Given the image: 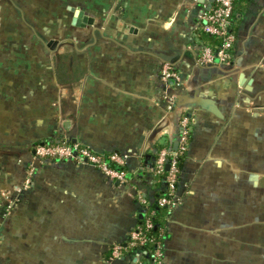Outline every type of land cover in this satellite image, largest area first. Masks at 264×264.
<instances>
[{
	"label": "crops",
	"instance_id": "1",
	"mask_svg": "<svg viewBox=\"0 0 264 264\" xmlns=\"http://www.w3.org/2000/svg\"><path fill=\"white\" fill-rule=\"evenodd\" d=\"M213 5L0 0V264H131L110 247L145 216L146 159L175 142L182 116L163 264H264V0H235L230 60L201 64ZM163 63L176 79L161 78ZM64 137L121 156L128 184L34 160L36 144Z\"/></svg>",
	"mask_w": 264,
	"mask_h": 264
},
{
	"label": "built area",
	"instance_id": "2",
	"mask_svg": "<svg viewBox=\"0 0 264 264\" xmlns=\"http://www.w3.org/2000/svg\"><path fill=\"white\" fill-rule=\"evenodd\" d=\"M234 0H214V5L209 12L201 16V25L199 26L208 36H216L219 40L215 49L203 47L198 55V62L201 64H210L214 61L227 63L231 58V50L234 44V34L231 30V18L233 14ZM160 76L165 82L176 79V73L172 66L163 63L160 66ZM189 139V127L187 117H180L178 120V136L175 142H165L156 153L154 165L149 169L151 174H163L165 179L166 197H160L158 202L167 208L169 213L173 208L180 204V198L177 196V184L180 174L178 167L179 158L184 156ZM176 143V148L174 144ZM156 148H151L149 152H155ZM34 160H58L67 161L76 165H89L98 169L109 179L117 180L121 184H128L125 170H115L109 168L105 163V155L93 152L87 146L78 142H70L68 137L61 140L42 142L34 146ZM107 157L118 164L124 165V160L117 154H109ZM32 170L28 171V178L25 180L29 184V177ZM137 201L144 208L148 204L143 196H138ZM152 224L149 220L145 221V228L149 229ZM146 241L143 230L137 223L130 231L126 243L129 245L143 244ZM110 258L121 260L129 258L131 264H142L138 253L130 254L121 243L111 245L109 250ZM149 264H163V251L157 246L153 251V259Z\"/></svg>",
	"mask_w": 264,
	"mask_h": 264
},
{
	"label": "trees",
	"instance_id": "3",
	"mask_svg": "<svg viewBox=\"0 0 264 264\" xmlns=\"http://www.w3.org/2000/svg\"><path fill=\"white\" fill-rule=\"evenodd\" d=\"M235 5V0H234ZM234 8V6H233ZM201 29V28H200ZM201 33L205 36L207 44L213 46V49L216 48L219 40L216 36H208L201 29ZM165 147V144H162L156 147L155 152L150 154L146 161L152 167L154 165V159L156 153L159 149ZM183 157L179 158L178 167L181 168ZM105 163L109 168L115 170H124V165L118 164L113 160H110L107 155H105ZM165 179L163 174L154 173L153 174V190L149 196H145L148 200V204L142 209L145 213V216L138 222L140 228L143 230L146 241L143 244L129 245L128 243H121L122 247L127 250L130 254L138 253L141 257L142 264H149L153 259V251L158 246L160 250L163 251V242L167 238L165 220L167 213V208L159 204L158 199L160 197H166L165 190ZM149 220L152 224V227L149 229L145 228V221Z\"/></svg>",
	"mask_w": 264,
	"mask_h": 264
},
{
	"label": "water",
	"instance_id": "4",
	"mask_svg": "<svg viewBox=\"0 0 264 264\" xmlns=\"http://www.w3.org/2000/svg\"><path fill=\"white\" fill-rule=\"evenodd\" d=\"M195 102H197L198 104H200L201 106H206V105H208V107H210L209 106V104L207 103V102H205V101H203V100H198V99H196V100H194ZM174 148H176V143L174 144Z\"/></svg>",
	"mask_w": 264,
	"mask_h": 264
}]
</instances>
